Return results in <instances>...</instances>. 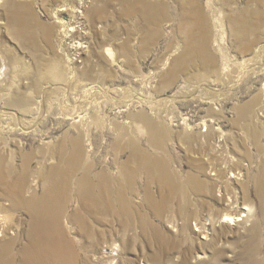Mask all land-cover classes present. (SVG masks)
<instances>
[{
	"label": "rangeland",
	"instance_id": "1",
	"mask_svg": "<svg viewBox=\"0 0 264 264\" xmlns=\"http://www.w3.org/2000/svg\"><path fill=\"white\" fill-rule=\"evenodd\" d=\"M13 1L19 7L18 25L23 37L16 34L18 20L6 9V2L1 4L0 54L5 59L0 62L9 68L3 73L8 74L11 67L18 65L33 75L59 62L68 68L77 65L83 74H74L72 90L53 95L43 123L34 127L39 116L35 110L30 115L33 118L28 130H22L21 126L6 128L0 142L2 154L20 163L24 152L34 158L32 166H35L43 152L48 156L52 148L66 140V133L76 136L81 130L87 134L85 144L92 142L88 155L97 169H102L105 163L110 165L113 177H119L116 160L126 161L135 149L142 159L156 162L158 175L177 179L183 191L189 173L197 172L194 163L199 160L207 171L203 178H209L206 180L213 190L225 187V200L221 204L214 202L219 216L239 215L240 207L246 204L254 209L252 217L244 222L236 218V225L225 223L217 228L222 233L221 244L228 246L222 263L237 264L235 255L250 240V228L256 221L263 240L264 0H144L158 5L156 13L160 15L154 24L147 16L124 17L123 0H110L104 12L107 16L103 14L93 28L95 39L110 41L118 60L115 62L99 57L95 58L97 62H91L88 54L78 58L69 54L65 44H60L67 29L61 22L65 12L56 14L60 0ZM199 15L206 18L209 28L206 36L210 41L204 49L198 46L197 57L186 53L189 31L179 27L176 17L191 23ZM193 31L195 36L201 35L200 29ZM192 43L197 45L196 40ZM102 50L99 49V55ZM203 53L212 59H205ZM229 85L233 86L228 88ZM199 94L215 101L209 102V98ZM5 101L0 98V109L5 107ZM65 103L69 104L66 110ZM151 106L167 108L166 116L156 115ZM244 109L247 110L242 112ZM79 112L85 117L75 123ZM69 115L73 120L68 119ZM145 119L154 121L163 132L157 142L151 141L150 125ZM217 138L223 139L220 146ZM55 160L50 164L56 163ZM211 168L219 172L218 181L210 176ZM232 171H242L243 175L232 179ZM144 182V175L138 177L135 187L143 190ZM156 186L153 184L152 188ZM200 198L208 211L213 196L206 194ZM235 200L238 207L232 205ZM205 216L208 218L207 212ZM14 219V223L21 222L22 230L26 228L28 217L24 211L18 212ZM214 248L208 243L196 251L210 253Z\"/></svg>",
	"mask_w": 264,
	"mask_h": 264
},
{
	"label": "bare ground",
	"instance_id": "2",
	"mask_svg": "<svg viewBox=\"0 0 264 264\" xmlns=\"http://www.w3.org/2000/svg\"><path fill=\"white\" fill-rule=\"evenodd\" d=\"M79 1L60 0L57 6L56 14L65 12L61 22L67 26L60 44H65L69 54L78 58L88 54L91 62L97 57L115 62L117 56L110 41L95 39L93 28L105 15L110 0ZM4 3L15 21L18 20L17 36L23 37L18 25V5L13 0H4L0 5ZM157 9L158 5L144 3V0H123L122 15L128 18L147 16L154 24L160 15ZM176 19L180 28L189 31L186 53L199 57L198 46L204 49L210 41L206 36L209 28L205 16L199 15L191 23L181 16ZM194 29H200L201 35L195 36ZM193 40L197 45H193ZM99 49H103L100 55ZM203 55L208 59L206 53ZM0 59L5 57L0 54ZM21 67H11L8 74L1 72L4 77L0 74V98L6 99L5 107L0 109V142L6 128L21 126L22 130H28L33 118L30 115L35 110L39 111V116L34 127L43 123L49 114L48 107L52 106L53 95L72 90L74 74H83L79 66L68 68L59 62L33 75ZM0 68L9 69L5 62H0ZM68 71H71L70 76ZM199 95L209 98V102L215 101L210 96ZM63 107L69 108V104ZM151 108L161 118L166 116L167 108ZM78 117L75 123L85 115L80 113ZM68 119L73 120L71 115ZM145 121L150 125L151 141L157 142L163 132L157 129L154 121ZM68 134L63 143L52 148L49 157L43 152L35 166H32L34 158L24 152L17 163L16 158L6 157L0 151V264H223L228 246L221 244L222 233L217 228L225 223L236 225V218L244 222L254 214L252 206L243 204L239 215L224 214L225 220L219 216L214 202L221 204L225 200V187L221 185L213 190L211 182L206 180L209 178H203L207 171L202 161H195L198 170L189 173L184 191L177 179L158 175L156 162L142 159L135 149L126 161L116 160L121 174L114 178L110 165L104 163L102 169H97V165L90 162L88 151L93 147L91 141L85 144V131L79 130L76 136ZM131 145L135 147L134 143ZM54 159L56 163L50 164ZM218 174L212 169L210 176L218 181ZM143 175L145 186L141 190L135 183ZM153 184L156 188H152ZM206 194L213 196L208 211L206 203L200 200V196ZM193 195L195 198L191 199ZM234 204L238 207L237 200ZM20 211L28 217L23 230L21 222L14 223ZM258 231L256 221L250 228V240L235 255V263L264 264V238L262 240ZM208 243L215 246L210 253L196 251Z\"/></svg>",
	"mask_w": 264,
	"mask_h": 264
},
{
	"label": "built area",
	"instance_id": "3",
	"mask_svg": "<svg viewBox=\"0 0 264 264\" xmlns=\"http://www.w3.org/2000/svg\"><path fill=\"white\" fill-rule=\"evenodd\" d=\"M1 72H3V70H0V74H2ZM217 142V145L219 144V146L221 145V143L223 142V139L222 138H217V140H216ZM238 175V176H237ZM243 175V172L242 171H239V172H235V171H232L231 173H230V178H234V179H237L238 177H241Z\"/></svg>",
	"mask_w": 264,
	"mask_h": 264
}]
</instances>
